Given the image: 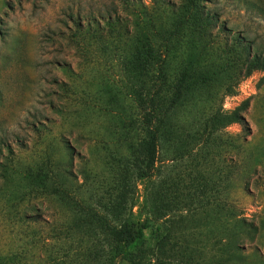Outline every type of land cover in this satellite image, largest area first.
<instances>
[{
    "label": "rangeland",
    "instance_id": "obj_1",
    "mask_svg": "<svg viewBox=\"0 0 264 264\" xmlns=\"http://www.w3.org/2000/svg\"><path fill=\"white\" fill-rule=\"evenodd\" d=\"M140 1L170 20L181 3ZM202 5L216 18L210 56L193 37L166 62L172 74L189 61L215 74L197 79L145 168L128 86L140 73L122 70L133 7L0 0V264H110L101 216L115 227L148 218L146 264H264V72L222 60L235 36L264 52V0ZM108 16L127 34L114 37ZM239 106L242 122L202 133L208 114Z\"/></svg>",
    "mask_w": 264,
    "mask_h": 264
},
{
    "label": "trees",
    "instance_id": "obj_2",
    "mask_svg": "<svg viewBox=\"0 0 264 264\" xmlns=\"http://www.w3.org/2000/svg\"><path fill=\"white\" fill-rule=\"evenodd\" d=\"M126 7H133V37L132 59L127 58L122 63V70L132 71L137 68L140 77L137 83L131 82L130 93L134 94V100L138 108V127L136 134L135 153L145 168L154 164L156 157V145L164 134L166 126H172V113L187 99V94L196 89L197 79H204L205 75L212 72L200 66L195 71V66L190 61L181 67L180 71L172 74L166 57L175 59L179 48L193 37L202 49L204 59L210 48L207 36L215 25L216 18L209 12H205L202 0H181L177 10L171 11L170 18L150 14L147 6L140 0H121ZM158 11H165L168 7L166 0H151ZM107 28L114 37L127 34L128 23L125 20L110 18L104 20ZM97 27V26H96ZM97 31V30H96ZM95 38H99L98 31ZM234 47L228 55H223L222 60L226 68H230L234 61L241 60L244 67V76L251 75L254 71L264 72V52L249 49V45L241 37L233 38ZM207 55V56H206ZM232 55V57H229ZM133 63V64H132ZM136 66H135V65ZM134 73V72H133ZM205 82V81H203ZM203 85V84H200ZM199 86V85H198ZM195 97V96H193ZM242 108L236 107L229 113L219 110L211 112L203 119V132L211 134L222 127L234 122H242L240 113ZM170 136L173 138L174 128L170 127ZM99 229L107 240L110 264H146V258L151 254L146 241L145 231L150 227L148 218L142 221L130 220L115 227L102 216L99 218ZM241 224L244 223L240 219Z\"/></svg>",
    "mask_w": 264,
    "mask_h": 264
}]
</instances>
